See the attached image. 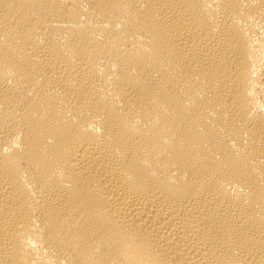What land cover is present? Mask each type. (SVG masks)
Masks as SVG:
<instances>
[{"label":"bare ground","instance_id":"6f19581e","mask_svg":"<svg viewBox=\"0 0 264 264\" xmlns=\"http://www.w3.org/2000/svg\"><path fill=\"white\" fill-rule=\"evenodd\" d=\"M0 264H264V0H0Z\"/></svg>","mask_w":264,"mask_h":264}]
</instances>
